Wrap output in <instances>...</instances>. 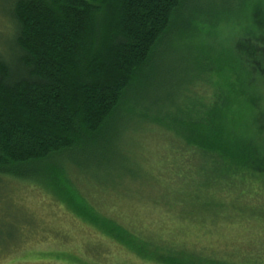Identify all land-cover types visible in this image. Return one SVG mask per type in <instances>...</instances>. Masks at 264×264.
<instances>
[{"label":"trees","instance_id":"obj_1","mask_svg":"<svg viewBox=\"0 0 264 264\" xmlns=\"http://www.w3.org/2000/svg\"><path fill=\"white\" fill-rule=\"evenodd\" d=\"M195 2L16 0L10 16L16 36L8 56L0 57V176L40 183L140 260L264 264V248L242 262L202 253L193 260L177 252L179 245L166 247L102 215L70 175L81 168L71 155L104 164L112 141L121 143L133 126L175 139L176 153L197 178L187 185L197 197L264 213L257 206L264 203V0H209L205 9L187 10ZM204 25L230 32L224 33L231 55L224 47L216 51L226 40H206ZM176 33L189 39L176 49L180 57L169 49ZM164 49L188 67L167 97L153 83ZM201 188L202 196L194 192ZM14 243V237L0 238V258Z\"/></svg>","mask_w":264,"mask_h":264},{"label":"rangeland","instance_id":"obj_2","mask_svg":"<svg viewBox=\"0 0 264 264\" xmlns=\"http://www.w3.org/2000/svg\"><path fill=\"white\" fill-rule=\"evenodd\" d=\"M15 1L0 0V57L4 58L8 56L9 42L11 44L16 36L10 17ZM206 1L209 0H197L189 4L187 10L205 9ZM204 26L199 27L208 32L206 40L213 43L226 40L216 46V51L224 47L225 53L231 55L233 43L224 33L229 31ZM182 34L171 36L169 49L174 54L189 41ZM166 52L169 51L162 50L153 67L155 92L165 97L170 93L175 95L176 86L188 68L184 60L175 62ZM161 67L166 74L159 77ZM159 80L162 81L158 83ZM125 116L127 119L128 115ZM140 130L132 126L124 132L121 143L112 141L114 152L106 156L104 164L95 165L78 155L69 157L81 165L80 169L72 171L71 178L101 214L137 234L159 238L166 247L179 245L177 252L192 255L193 260L202 253L242 262L245 254L263 253L264 213L241 207L234 210V206L223 205V202L219 207L206 194L203 196L211 202L204 203V191H199L204 189L194 191L200 192L202 197L188 189L189 178L194 179L190 167L185 166V156L176 153L178 145L173 147L177 144L175 139L166 133L147 134ZM170 147L174 153L169 151ZM60 162L62 160H56V165ZM120 166L125 171L137 167L139 172L131 175L119 169ZM193 182L197 183V178ZM39 185L0 176V238L15 239L14 245L8 246V256L0 258V264H153L140 260L81 221L63 201ZM261 205L264 203L257 204L258 209Z\"/></svg>","mask_w":264,"mask_h":264}]
</instances>
